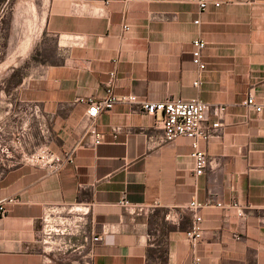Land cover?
I'll list each match as a JSON object with an SVG mask.
<instances>
[{
	"label": "crops",
	"instance_id": "crops-1",
	"mask_svg": "<svg viewBox=\"0 0 264 264\" xmlns=\"http://www.w3.org/2000/svg\"><path fill=\"white\" fill-rule=\"evenodd\" d=\"M210 1L230 3L52 0L45 31L59 59L0 91V199H17L0 218V264H192L185 206L195 199L211 204L200 212L202 264H264V110L245 104L264 103V0ZM196 40L208 43L199 89ZM111 73L117 94L227 107L223 136L200 145L204 175L189 139L167 142L160 115L129 105L98 117L93 148L80 100L104 99ZM41 147L74 163L57 174L23 163ZM49 213L78 226L61 249L41 241Z\"/></svg>",
	"mask_w": 264,
	"mask_h": 264
},
{
	"label": "built area",
	"instance_id": "built-area-1",
	"mask_svg": "<svg viewBox=\"0 0 264 264\" xmlns=\"http://www.w3.org/2000/svg\"><path fill=\"white\" fill-rule=\"evenodd\" d=\"M254 1L251 0V2ZM188 2L196 4L201 12H205L211 5L219 8L223 4L230 3V1L218 2L210 0H188ZM196 23L199 24V21ZM128 29L126 27V30ZM193 45L195 48L192 54L193 64L199 76L194 86L199 89L202 85L200 77L207 70V65L203 60V52L207 48L208 43L203 40H196ZM80 102H84L87 105L86 117L90 122V134L94 137L93 148L101 145L103 141L102 134L96 129L95 121L102 113L113 110L116 105L122 104L136 107L139 111L149 116L156 117L160 115L161 120L159 121V126L163 129L167 142H173L181 137L191 141L194 150L191 157L195 160L194 173L196 177L204 175L211 165L207 154L201 150L200 145L202 142H209L212 139L223 136V118L227 112L225 105H210L198 98L154 103L142 100L133 94H117L115 91V73H111L110 75L104 99L97 101L93 98H88L81 99ZM245 104L258 114L264 110V103H258L253 95L246 100ZM210 116H213L216 120L211 121ZM120 130V128H115L113 132L118 133ZM23 163L40 166L48 169L50 174H57L66 163H74V158L73 155H67L65 158H61L52 153L48 148L41 147L37 152L28 156ZM15 202H17V199L13 197L0 199V218L7 217L9 205ZM210 205L209 203H201L195 199L185 206V209L193 215L192 226L186 233V239L192 251V264H202V259L198 254V248L204 236V229L202 227L203 218L200 212ZM124 206L130 207L131 205L124 202ZM217 207L223 208L224 205L219 203ZM234 207L238 209L240 216L244 215L241 207L236 205ZM134 208L138 211L142 210L141 207ZM77 228L78 226L74 225L72 221L65 219L53 220L50 217V213L46 214L41 241L43 243L56 244V247L61 249L66 246L64 242H61V239L76 234ZM101 241V236L94 238L95 243Z\"/></svg>",
	"mask_w": 264,
	"mask_h": 264
},
{
	"label": "rangeland",
	"instance_id": "rangeland-1",
	"mask_svg": "<svg viewBox=\"0 0 264 264\" xmlns=\"http://www.w3.org/2000/svg\"><path fill=\"white\" fill-rule=\"evenodd\" d=\"M52 0H0V91H11L59 59L58 37L47 34Z\"/></svg>",
	"mask_w": 264,
	"mask_h": 264
}]
</instances>
